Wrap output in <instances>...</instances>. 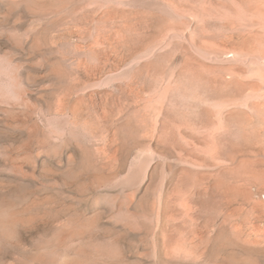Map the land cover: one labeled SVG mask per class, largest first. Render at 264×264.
Listing matches in <instances>:
<instances>
[{"label":"rangeland","instance_id":"1","mask_svg":"<svg viewBox=\"0 0 264 264\" xmlns=\"http://www.w3.org/2000/svg\"><path fill=\"white\" fill-rule=\"evenodd\" d=\"M0 264H264V0H0Z\"/></svg>","mask_w":264,"mask_h":264}]
</instances>
